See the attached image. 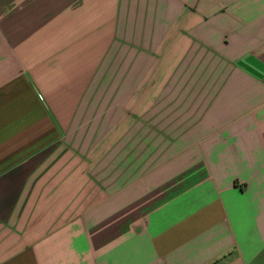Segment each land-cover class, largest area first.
<instances>
[{
	"label": "crops",
	"instance_id": "obj_1",
	"mask_svg": "<svg viewBox=\"0 0 264 264\" xmlns=\"http://www.w3.org/2000/svg\"><path fill=\"white\" fill-rule=\"evenodd\" d=\"M0 264H264V0H0Z\"/></svg>",
	"mask_w": 264,
	"mask_h": 264
}]
</instances>
